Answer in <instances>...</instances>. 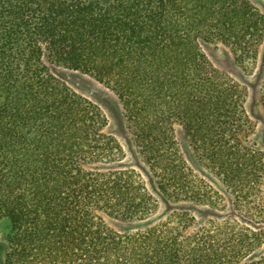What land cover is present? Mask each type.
<instances>
[{"label":"trees","instance_id":"1","mask_svg":"<svg viewBox=\"0 0 264 264\" xmlns=\"http://www.w3.org/2000/svg\"><path fill=\"white\" fill-rule=\"evenodd\" d=\"M225 45L245 69L264 44L249 0H0V221L5 264H264L260 234L236 218L197 227L175 211L115 230L103 216L149 222L158 202L105 133L101 109L53 66L119 96L133 141L174 203L215 205L180 158L174 126L233 197L241 219H264V154L250 139L243 89L203 47ZM264 104V83L262 85Z\"/></svg>","mask_w":264,"mask_h":264},{"label":"rangeland","instance_id":"2","mask_svg":"<svg viewBox=\"0 0 264 264\" xmlns=\"http://www.w3.org/2000/svg\"><path fill=\"white\" fill-rule=\"evenodd\" d=\"M249 1L264 15V0ZM203 51L214 68L243 89L245 109L253 128L250 139L256 148L264 154V104L261 90L264 83V44L260 48L258 64L255 68L250 69L240 66L236 62L231 49L225 45H206L203 47ZM51 69L53 74L76 94L101 109L107 119L105 133L115 142L119 149L120 161L118 168L134 173L146 185L149 192L158 202L157 212L149 222L125 225L116 222L112 218L103 216L108 226L119 231L124 229L129 231L144 230L165 220L167 216L175 211L184 212L187 215L186 221L189 223L194 218L195 221L192 223L200 228L214 221L236 218L249 229L260 234L259 248L249 256L250 259L259 260V256L264 254V219L253 221L240 218V215L234 211L231 205L233 197L228 193L221 179L200 162L181 126H174L180 158H182L191 174L210 191L211 196L215 199V205L195 204L192 202L174 203L165 198L158 189L157 179L154 177L150 166L143 159L133 141L118 94L111 87L99 82L91 75L61 66H53ZM11 231L9 220L3 219L0 221V264H5V257L9 252Z\"/></svg>","mask_w":264,"mask_h":264}]
</instances>
